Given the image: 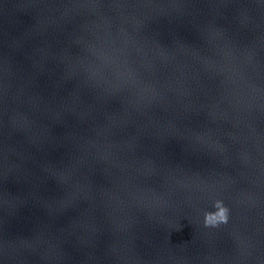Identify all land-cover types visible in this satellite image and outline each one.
Segmentation results:
<instances>
[{
    "label": "water",
    "instance_id": "obj_1",
    "mask_svg": "<svg viewBox=\"0 0 264 264\" xmlns=\"http://www.w3.org/2000/svg\"><path fill=\"white\" fill-rule=\"evenodd\" d=\"M0 264H264V0H0Z\"/></svg>",
    "mask_w": 264,
    "mask_h": 264
},
{
    "label": "clouds",
    "instance_id": "obj_2",
    "mask_svg": "<svg viewBox=\"0 0 264 264\" xmlns=\"http://www.w3.org/2000/svg\"><path fill=\"white\" fill-rule=\"evenodd\" d=\"M214 210H204V224L206 226H217L228 220L227 209L222 206V201L217 199L213 202Z\"/></svg>",
    "mask_w": 264,
    "mask_h": 264
}]
</instances>
